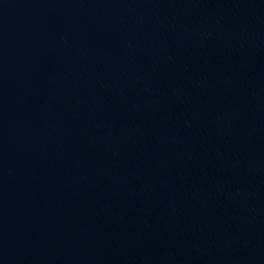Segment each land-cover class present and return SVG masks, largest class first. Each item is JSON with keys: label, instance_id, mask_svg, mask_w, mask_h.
<instances>
[{"label": "water", "instance_id": "95a60500", "mask_svg": "<svg viewBox=\"0 0 264 264\" xmlns=\"http://www.w3.org/2000/svg\"><path fill=\"white\" fill-rule=\"evenodd\" d=\"M0 264H264V0H0Z\"/></svg>", "mask_w": 264, "mask_h": 264}]
</instances>
